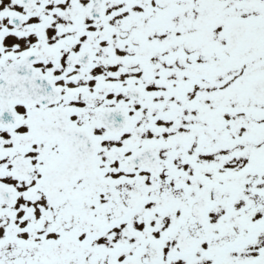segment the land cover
I'll return each mask as SVG.
<instances>
[{
    "label": "snow or ice",
    "instance_id": "1",
    "mask_svg": "<svg viewBox=\"0 0 264 264\" xmlns=\"http://www.w3.org/2000/svg\"><path fill=\"white\" fill-rule=\"evenodd\" d=\"M0 264H264V0H0Z\"/></svg>",
    "mask_w": 264,
    "mask_h": 264
}]
</instances>
